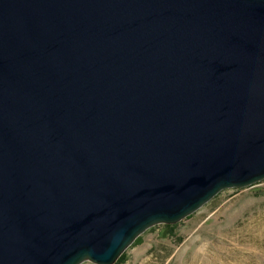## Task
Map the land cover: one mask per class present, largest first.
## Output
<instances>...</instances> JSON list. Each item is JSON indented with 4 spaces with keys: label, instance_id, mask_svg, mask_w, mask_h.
<instances>
[{
    "label": "water",
    "instance_id": "obj_1",
    "mask_svg": "<svg viewBox=\"0 0 264 264\" xmlns=\"http://www.w3.org/2000/svg\"><path fill=\"white\" fill-rule=\"evenodd\" d=\"M264 181V0H0V264H115Z\"/></svg>",
    "mask_w": 264,
    "mask_h": 264
},
{
    "label": "rangeland",
    "instance_id": "obj_2",
    "mask_svg": "<svg viewBox=\"0 0 264 264\" xmlns=\"http://www.w3.org/2000/svg\"><path fill=\"white\" fill-rule=\"evenodd\" d=\"M122 255L115 264H264V181L226 189L182 221L149 228Z\"/></svg>",
    "mask_w": 264,
    "mask_h": 264
},
{
    "label": "trees",
    "instance_id": "obj_3",
    "mask_svg": "<svg viewBox=\"0 0 264 264\" xmlns=\"http://www.w3.org/2000/svg\"><path fill=\"white\" fill-rule=\"evenodd\" d=\"M123 256V255H122ZM122 256L118 259V261L122 258Z\"/></svg>",
    "mask_w": 264,
    "mask_h": 264
}]
</instances>
